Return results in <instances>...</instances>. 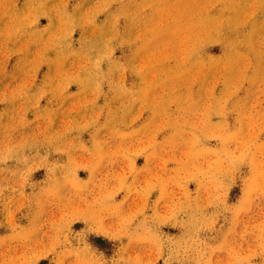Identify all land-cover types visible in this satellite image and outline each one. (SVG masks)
<instances>
[{"label": "rangeland", "instance_id": "obj_1", "mask_svg": "<svg viewBox=\"0 0 264 264\" xmlns=\"http://www.w3.org/2000/svg\"><path fill=\"white\" fill-rule=\"evenodd\" d=\"M0 264H264V0H0Z\"/></svg>", "mask_w": 264, "mask_h": 264}]
</instances>
